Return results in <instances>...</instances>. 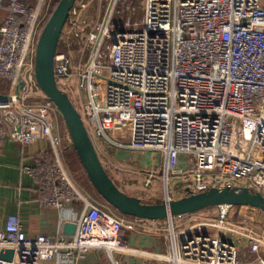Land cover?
I'll return each instance as SVG.
<instances>
[{"label":"built area","instance_id":"1","mask_svg":"<svg viewBox=\"0 0 264 264\" xmlns=\"http://www.w3.org/2000/svg\"><path fill=\"white\" fill-rule=\"evenodd\" d=\"M50 1L8 0L0 26V81H11L8 98L0 99V138L20 146L48 141L49 153L23 169L46 191L43 205L58 210L59 228L55 238L29 236L16 214L7 216L0 224V253L13 254L0 264H71L95 249L110 257L135 254L121 231L136 232L143 220L84 196L67 171L63 155L73 145L66 125L61 132L58 108L32 88L35 44L46 21L38 28ZM86 7L76 0L70 10L54 73L62 90L74 79L85 93L75 106L90 138L123 146L105 130L131 121L123 147L162 154L164 199L176 191L169 189L171 179L186 195L235 185L264 195V0H101L93 23ZM186 155L194 156L191 167L181 166ZM157 174L149 167L145 185ZM216 213L177 230L173 221L182 216L168 219L165 237L172 248L160 259L264 264L263 214L234 205L217 206ZM65 222L76 224L73 234L63 232Z\"/></svg>","mask_w":264,"mask_h":264},{"label":"crops","instance_id":"2","mask_svg":"<svg viewBox=\"0 0 264 264\" xmlns=\"http://www.w3.org/2000/svg\"><path fill=\"white\" fill-rule=\"evenodd\" d=\"M7 4L8 0H0V26L8 13ZM32 4L34 7L35 2ZM40 10L41 7L37 6L36 15L40 14ZM10 81L11 79L8 77L1 79V95L9 93ZM63 87L77 107L84 102L85 93L78 90L74 79L65 82ZM63 122L59 123L61 132H64ZM105 131L109 138L125 146L130 141L132 124L131 121L118 122L114 127H106ZM92 142L105 170L122 191L139 197L143 202L154 203L159 200L160 194L152 193L144 187L146 185L142 176L145 175L144 180H146L150 166L158 165V170L161 169L163 165L161 153L154 151L132 152L126 147L111 145L104 136H95L92 138ZM49 151L47 140L20 146L7 138H0V224L7 216L16 214L27 235L44 234L49 238L57 236L58 210L43 205L41 201L46 195V191H43L36 180L23 169L24 166H33L37 156L49 153ZM67 152L65 151L64 154ZM69 172L71 171L69 170ZM79 176L81 181L77 180V184L81 193L88 196L89 199L97 201L103 208L113 211V207L98 196L92 185L88 183L86 173L81 167ZM174 189H176L175 193H179L178 197L186 195L183 190H177L175 182ZM74 205L76 208L80 206L81 209L78 198L74 200ZM198 212L183 215L181 218H187V220L189 218V221L186 224L183 223L184 225H177V228H186L194 222L205 219V217L198 216ZM166 220H139L136 232L125 229L121 231L122 238L136 251L135 254L113 252L110 257L104 250L95 249L85 253L71 264H114V261H117L118 264H171L160 259V257L168 255L172 248V244L165 237L168 228ZM239 255L242 259L244 258L243 254ZM261 255L264 257V247ZM245 256L247 259L251 258L249 252H246ZM40 264L56 263L45 260Z\"/></svg>","mask_w":264,"mask_h":264},{"label":"water","instance_id":"3","mask_svg":"<svg viewBox=\"0 0 264 264\" xmlns=\"http://www.w3.org/2000/svg\"><path fill=\"white\" fill-rule=\"evenodd\" d=\"M76 0H58L47 18L35 44V83L46 98L58 108L73 149L83 166L86 176L98 195L119 213L143 220H163L183 216L217 207L220 205L249 206L256 208L264 216V195L248 186L211 187L190 193L177 199H163L160 202H143L139 197L122 191L105 170L94 144L87 132L83 119L70 96L57 84L54 73V56L61 31ZM23 81H19V89ZM7 95H1L6 100ZM257 221L260 216H254ZM262 221V220H261ZM75 223L65 222L63 232L71 235ZM12 249L0 253V258L11 260Z\"/></svg>","mask_w":264,"mask_h":264},{"label":"rangeland","instance_id":"4","mask_svg":"<svg viewBox=\"0 0 264 264\" xmlns=\"http://www.w3.org/2000/svg\"><path fill=\"white\" fill-rule=\"evenodd\" d=\"M83 1L86 2V4H87L86 10H87V14H88V18L90 20V23L95 22L96 19L98 18V15H99L98 5H99V1H101V0H83ZM139 16L140 17L142 16V12H140ZM32 88H33L34 91L38 90V87H37V85L35 83L32 84ZM60 117H61L60 121L63 122V118H62L61 114H60ZM65 158H66V154L63 155V159L65 161L67 171L70 174L69 167H68V162L66 161ZM189 158H194V156L193 155H186V157H185L186 164H183L181 166H183V167H191L192 163H190L188 161ZM150 167L156 168L158 174L151 180L149 186H144V187L147 190L151 191L152 193L160 194L159 200H156V202H158V201H161L162 199H164V197H163L164 195L163 194H164L165 186H164V182H163L162 175H161V169L158 170V165L157 166H150ZM70 176H71V178L73 179V181L75 183L80 182V180H78L72 173L70 174ZM142 179H143V181H145L144 180L145 179V175L142 176ZM77 180H78V182H77ZM141 183L143 184L142 181H141ZM169 189L170 190L174 189V181L172 179L169 182ZM184 191L190 192L189 188L187 186L184 188ZM178 196H180L179 193L172 192L171 199L180 198ZM156 202H154V203H156ZM216 211H217V207L205 209V210H202V211L198 212V216H202V217L213 216V215L217 214ZM187 217H189V216H187ZM133 218H135V217H133ZM180 218H177V219H175L173 221V224H174L176 230L178 229L177 225H182L183 223L186 224L189 221V218H188V220H187V218L186 219H184V218L180 219ZM136 219H139V218H136ZM166 222L169 225V220H166Z\"/></svg>","mask_w":264,"mask_h":264},{"label":"trees","instance_id":"5","mask_svg":"<svg viewBox=\"0 0 264 264\" xmlns=\"http://www.w3.org/2000/svg\"><path fill=\"white\" fill-rule=\"evenodd\" d=\"M58 0H51L47 13L44 17V19L42 20V22L39 24V28L38 30H40V28L42 27V25L44 24V22L46 21V19L48 18V16L50 15V13L52 12V10L54 9L55 5L57 4ZM31 10V9H30ZM25 18H22V21H24ZM25 25V24H24ZM46 154V153H45ZM44 155V154H43ZM42 155L37 156L38 158H40ZM66 161L68 162V167L69 170L71 171L70 174L72 173L78 180H80V176H79V172H80V167L83 168V166L81 165L74 149L70 152L66 153ZM81 181V180H80ZM88 183L90 184V182L88 181ZM91 185V184H90ZM40 188L45 191L41 186ZM98 195V194H97ZM99 196V195H98ZM160 202V201H158Z\"/></svg>","mask_w":264,"mask_h":264}]
</instances>
